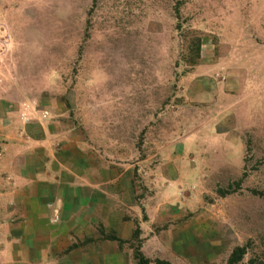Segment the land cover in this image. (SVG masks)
<instances>
[{
  "label": "rangeland",
  "instance_id": "374dc122",
  "mask_svg": "<svg viewBox=\"0 0 264 264\" xmlns=\"http://www.w3.org/2000/svg\"><path fill=\"white\" fill-rule=\"evenodd\" d=\"M0 116L130 176L135 264L264 259V0H0Z\"/></svg>",
  "mask_w": 264,
  "mask_h": 264
},
{
  "label": "crops",
  "instance_id": "0c3cea01",
  "mask_svg": "<svg viewBox=\"0 0 264 264\" xmlns=\"http://www.w3.org/2000/svg\"><path fill=\"white\" fill-rule=\"evenodd\" d=\"M3 118L0 264H135L145 223L130 176L86 158L47 119Z\"/></svg>",
  "mask_w": 264,
  "mask_h": 264
},
{
  "label": "trees",
  "instance_id": "16d2710c",
  "mask_svg": "<svg viewBox=\"0 0 264 264\" xmlns=\"http://www.w3.org/2000/svg\"><path fill=\"white\" fill-rule=\"evenodd\" d=\"M247 253H248L247 246L237 247L232 252L227 264H242ZM138 256H139L138 264H150L149 260L145 259L141 254H138ZM159 264H164V263L159 262ZM248 264H264V259L260 257H254L249 261Z\"/></svg>",
  "mask_w": 264,
  "mask_h": 264
}]
</instances>
